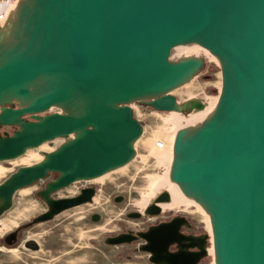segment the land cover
Instances as JSON below:
<instances>
[{
	"label": "water",
	"instance_id": "1",
	"mask_svg": "<svg viewBox=\"0 0 264 264\" xmlns=\"http://www.w3.org/2000/svg\"><path fill=\"white\" fill-rule=\"evenodd\" d=\"M29 7L18 17L27 36L23 48L14 39L0 43V123L20 125L0 138V161L58 137L75 138L0 186V215L15 192L50 173L58 176L45 188L47 196L126 165L142 134L126 104L185 81L200 60L170 64L169 51L197 43L221 59L222 92L214 117L184 142L177 137L173 179L210 209L214 244L209 234L181 235L189 223L179 216L103 244L142 240L138 251L152 264H200L210 242L215 264H264V0H32ZM40 76L48 78V91L29 106L13 108V102L30 98L28 85ZM6 94L13 98L1 103ZM60 105L72 106L77 116L35 115ZM149 105L177 110L168 94ZM25 115L34 122L20 124ZM85 200L50 202V212L35 222ZM169 201L162 193L130 216L158 217L157 202ZM173 244L178 250L171 253Z\"/></svg>",
	"mask_w": 264,
	"mask_h": 264
},
{
	"label": "rangeland",
	"instance_id": "2",
	"mask_svg": "<svg viewBox=\"0 0 264 264\" xmlns=\"http://www.w3.org/2000/svg\"><path fill=\"white\" fill-rule=\"evenodd\" d=\"M199 57H201L199 67L185 81L166 93L176 98L180 109L174 111L182 113L184 116H190L195 108H203L204 105L209 110H215L219 103L222 91L220 65L205 48L199 49ZM17 102H13L14 106L12 107L20 108ZM126 106L131 109L133 117L142 126V134L133 146L134 158L121 170L109 173L101 182L78 181L54 194L60 197L74 195L78 188L94 186L98 190L95 199L97 209L95 210L101 213L102 222L99 225L87 223L86 217L90 212L88 206L64 212L52 221L37 225L34 229L22 233L21 236L22 243L26 239H35L40 244H52V256L43 255L42 258L45 260H36L30 257L31 252L25 251L20 255L22 260L44 264H148L146 255L143 253L128 250L130 256L127 257L123 253L127 247L116 248L104 245V237L116 234L124 228L143 230L148 224L156 223L158 220H167L174 215L186 217L194 225L197 233L210 234L212 228L210 218L193 206L187 209H169L161 212L158 218L144 217L141 221L126 219L124 215L126 212L139 210L142 213L143 210L139 205L143 196L154 190V184L169 166L172 158V140L175 134L174 127L170 122L173 116L172 112L157 111L149 104L137 100L126 104ZM57 112L59 109L54 107L35 115L44 118ZM29 122H34L33 116L25 115L20 124ZM19 130L20 125L0 123V138L10 137ZM74 138L73 134L58 137L38 148L27 150L24 155L14 160L0 161V186L21 168L35 165L43 157L55 152ZM158 141L164 143L162 149L156 148ZM56 177V174L50 173L43 180L14 193L5 211L0 215L6 228L9 229L8 233L43 212L44 207L41 202L47 196L44 190ZM116 195L125 197L124 203H113L112 197ZM1 204L0 201V207ZM100 239L102 243L98 246ZM1 244L3 249L0 251V264H20L18 253L13 252V249H9L12 250L9 251L3 242ZM207 247L211 248L210 242ZM201 264H213L212 257L207 256Z\"/></svg>",
	"mask_w": 264,
	"mask_h": 264
},
{
	"label": "bare ground",
	"instance_id": "3",
	"mask_svg": "<svg viewBox=\"0 0 264 264\" xmlns=\"http://www.w3.org/2000/svg\"><path fill=\"white\" fill-rule=\"evenodd\" d=\"M30 5H32V0H17L16 4L14 5L12 9L10 17L8 19L9 26L4 31L0 32V43L3 42L1 46H6L11 41V39H14L17 42H20L22 44V48L26 44L27 36L23 30V27L18 22V17H19L21 9L25 8V6L29 7ZM200 48H204V47H202L201 45L197 43H185V44L174 46L169 51L167 60L170 64H177V63H181L187 60H200L201 58L199 57ZM211 54L215 57V59L217 60L219 64L222 63L220 58H218L213 53ZM1 64H2V61L0 60V65ZM28 89L30 92V98L29 99H23V98L19 99L20 108L31 105L32 102L37 97L46 93L49 89V80L45 76H40L35 81H33L32 83L28 85ZM166 93L167 92L147 95V96L139 97L136 100L142 103L150 104L151 102L167 95ZM12 98L13 96L6 94L2 97L1 103L9 102L11 101ZM54 107L55 108L57 107L59 109V112H57L56 114L77 116L72 106L60 105V106H53L51 108H54ZM177 109H180V106L178 104H177ZM216 110H217V107L215 110L214 109L209 110L206 108V105H204V107L201 109L195 108L194 112L191 113L190 116H184L182 113H179L176 111L172 112L173 116L171 117L170 122L173 125L174 130H175L174 139L172 140L173 141L172 152H171L172 158L170 160L169 166L167 167L165 173L161 175V177H159L157 182L154 184V187H155L154 190L151 193L144 195L139 205L141 207V210H143L151 202L156 201L158 196H160L162 193H167L169 195L170 201L167 203L157 202L156 204L162 210V212H165L169 209H180V208L187 209L192 206L196 207L197 209H199V211L204 212L210 218L211 226H212L210 234H209L211 238V244L212 243L214 244V231H213V221H212L211 211L206 205V203L203 202L197 195L192 194L191 192L186 190V188L182 184L176 182L173 179L174 165L178 159V157L173 152V146L175 145L178 136H181L182 142H184L189 137H192L193 135H195L200 129L204 127V125L209 120H211L214 117V115L216 114ZM136 141L132 143V148ZM134 156H135V150H134ZM134 156L132 157V159L134 158ZM45 160H46V156L43 157L36 164H40L44 162ZM123 167L124 166H120V167L111 169L98 177L89 179V181H93L95 183L101 182L103 179H105L109 175V173L111 174V172L121 170ZM206 254H208L209 256L210 255L213 256V264H215L216 253H215L214 246L213 248L211 247V248L206 249Z\"/></svg>",
	"mask_w": 264,
	"mask_h": 264
},
{
	"label": "flooded vegetation",
	"instance_id": "4",
	"mask_svg": "<svg viewBox=\"0 0 264 264\" xmlns=\"http://www.w3.org/2000/svg\"><path fill=\"white\" fill-rule=\"evenodd\" d=\"M70 186H68V187H70ZM66 188H63V189H66ZM63 189L56 190V191L50 193L47 196V198H48L47 201L46 200H42L41 203H42V205L44 207L43 208L44 210H43L42 213H40V214H38L36 216H33L31 221L29 220L28 222L17 226L16 229H14L10 233H7L5 235V237L2 239L3 245H5L8 250L9 249H13L15 252L18 253L19 257L18 256L17 257L19 258L20 264H44V263H38L36 261H32L31 262V261L22 260L20 255L24 254L25 251L31 252V256L30 257L33 258V259H36V260H45V259L42 258L43 255L52 256V254H53L52 244L51 245H48V243L40 244L35 239H26L22 243V241H21L22 233H26L28 230L34 229L37 225L50 222L55 217L59 216L60 214H62L64 212H68V211H72V210H76V209H81V208H84V207H87V206L89 207L88 211H90L87 214V217H86L87 218V223L94 224V225H99L102 222L103 218H102L101 213L99 211L95 210V209H97V206H96L97 203L95 201L96 196H97V191H98L97 188H95L94 186H84V187H81L80 189L78 188V191L74 195H68V196H63V197L54 195L55 193H58V191H61ZM85 190H90V191H89V193H83ZM77 199H79V200L86 199V200L84 202H81L80 204L74 205L73 207H70V208H68V209H66V210H64V211L52 216L48 220L36 221L35 222V220H38L39 218L45 216L46 214H48L50 212V210H51L50 207H49V203L50 202L62 201V200H77ZM124 201H125V197H123L122 195H116V196L112 197V202L115 203V204H122V203H124ZM136 212H139V210H132V211L126 212V213H124V215H125L127 220H130V219L133 220V218H131L130 215H132V214H134ZM178 216L179 217H184V216H181V215H174V216L168 218L167 220H158V222H156V223L148 224L143 230H134V229L124 228L122 231H120V232H118L116 234L105 236L104 239L113 238V237H116L118 235L126 234V233H129V232H131L133 236H136L137 233H144V232L148 231V229L150 227L158 225V224H161V223L170 222L175 217H178ZM158 217H160V215ZM158 217H145V218H158ZM184 218H186V217H184ZM141 219H137V220L141 221ZM187 221L189 223V227L182 226L181 229H180V234L181 235H184V236H199V235H202L201 233H197V231L195 230L194 225L188 219H187ZM98 243H99L98 246H100V244L102 243L101 239L98 241ZM143 243H144V241H142V240H134V241H132L130 243H124V244H121V245H118V246H111V247H116V248H118V247H127V249H124V251H123V253L127 257L130 256L128 254V250L130 252L133 251V252L143 253L144 255H146V260H147L148 264H152L149 261V255L147 253L138 251L139 246L143 245ZM106 246H109V245H106ZM47 248H49V249H47ZM177 250L178 249H177V245L176 244L171 245L170 248H169V252H171V253L176 252ZM204 259L201 260L200 264L203 262Z\"/></svg>",
	"mask_w": 264,
	"mask_h": 264
},
{
	"label": "built area",
	"instance_id": "5",
	"mask_svg": "<svg viewBox=\"0 0 264 264\" xmlns=\"http://www.w3.org/2000/svg\"><path fill=\"white\" fill-rule=\"evenodd\" d=\"M16 2L17 0H0V28H3L6 25ZM163 147L164 143L160 141L156 143L157 149H162ZM8 232L9 229L6 228L4 220L0 218V251L3 249L1 241Z\"/></svg>",
	"mask_w": 264,
	"mask_h": 264
},
{
	"label": "crops",
	"instance_id": "6",
	"mask_svg": "<svg viewBox=\"0 0 264 264\" xmlns=\"http://www.w3.org/2000/svg\"><path fill=\"white\" fill-rule=\"evenodd\" d=\"M9 251H12V250H9ZM13 252H14V250H13Z\"/></svg>",
	"mask_w": 264,
	"mask_h": 264
}]
</instances>
